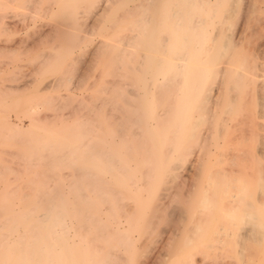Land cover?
<instances>
[{
  "label": "rangeland",
  "instance_id": "374dc122",
  "mask_svg": "<svg viewBox=\"0 0 264 264\" xmlns=\"http://www.w3.org/2000/svg\"><path fill=\"white\" fill-rule=\"evenodd\" d=\"M211 2L203 8L206 35L200 51L213 56L223 42L228 45L224 55L212 59L216 65L207 76L203 119L188 148L173 152L171 169L153 185L146 211L138 200H127L134 216L142 210L141 225L131 230V243L109 248L118 251L115 264H264V0ZM69 3L0 0V198L11 193L16 210H0V224L12 212L19 214L25 199L43 198L45 181L49 188L66 187L68 205H75L68 182L76 164H65L58 179L46 180L42 175L63 163L47 159L62 155L57 144H43L80 134L85 123L94 127L86 130L87 140L106 133L117 113L101 98L102 125L94 124L90 111L107 60V51L98 46L112 30L111 12L95 19L83 9L80 20L71 21L64 14ZM166 107L157 106L160 116ZM83 147L76 154L90 166ZM121 220L123 228L127 223ZM22 224L10 240L24 231ZM69 226V238L78 241Z\"/></svg>",
  "mask_w": 264,
  "mask_h": 264
},
{
  "label": "bare ground",
  "instance_id": "6f19581e",
  "mask_svg": "<svg viewBox=\"0 0 264 264\" xmlns=\"http://www.w3.org/2000/svg\"><path fill=\"white\" fill-rule=\"evenodd\" d=\"M124 1L67 0L64 14L71 21H79L83 9H88V15L95 19L111 12L112 30L98 46L107 51V60L92 95L90 111L94 124L102 125V104L97 105L101 98L104 105L110 104L117 113L114 119L110 117L111 121L106 120V133L96 132L89 140L86 130L91 133L94 127L85 123L79 126L80 134H62L58 141L44 142L45 148L57 144L62 154L47 159L63 163L51 166L55 172L44 173L46 180L58 179V170L65 164H76L68 182L75 205H68L66 187L49 188L47 181L41 183L44 193L40 201L20 198L24 203L19 214L12 212L1 219L0 264H115L119 255L113 250L114 245L131 243V230L141 225L142 210L134 216L133 206L126 209L127 200H138L145 212L153 185L171 169L173 152L188 148L193 141L203 119L207 76L216 65L212 59L224 55L228 45L223 42L213 56L200 51L206 35L203 8L214 3L148 0L128 5ZM99 92L105 95L100 96ZM161 104L167 106L163 117L157 111ZM76 125L78 129L79 124ZM12 127L22 130V126ZM115 135H119L116 143ZM83 146L89 154L87 160L92 162L90 166L84 165L76 154ZM3 196L0 210L13 211V196ZM104 207L105 218L100 214ZM121 217L127 223L123 228ZM68 218L76 221L71 226L78 241L69 238ZM21 223L24 231L10 240L9 235L19 230Z\"/></svg>",
  "mask_w": 264,
  "mask_h": 264
}]
</instances>
